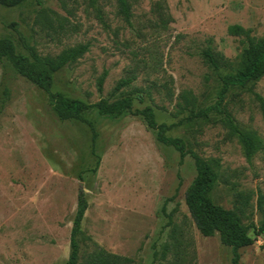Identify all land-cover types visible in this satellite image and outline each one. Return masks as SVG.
Wrapping results in <instances>:
<instances>
[{
  "label": "rangeland",
  "instance_id": "obj_1",
  "mask_svg": "<svg viewBox=\"0 0 264 264\" xmlns=\"http://www.w3.org/2000/svg\"><path fill=\"white\" fill-rule=\"evenodd\" d=\"M130 2L129 23L114 0H98L101 18L86 0L0 6V37L25 55L21 38L51 57L88 44L87 53L53 75L52 92L87 105L130 97L133 111L150 107L157 123L170 127L167 136L214 166L212 201L232 209L236 193L249 196L241 221L257 227L264 218V119L257 98L264 101V76L230 89L220 102V76L230 70H214L201 55L209 49L237 68L247 39L228 28L264 37V0ZM40 9L51 11L52 26L36 21ZM123 79L132 81L115 92ZM184 94L193 106L185 105ZM226 113L261 140L250 160ZM83 118L93 125L94 140L85 122L60 120L48 95L0 60V264H65L80 190L88 202L81 229L110 253L138 264H173L176 254L179 264H232L231 249L217 235L202 237L185 206L196 175L190 156L181 161L157 143L133 113L110 118L90 109ZM249 235L253 244L239 250V264H264V234L250 229Z\"/></svg>",
  "mask_w": 264,
  "mask_h": 264
},
{
  "label": "trees",
  "instance_id": "obj_2",
  "mask_svg": "<svg viewBox=\"0 0 264 264\" xmlns=\"http://www.w3.org/2000/svg\"><path fill=\"white\" fill-rule=\"evenodd\" d=\"M29 0H0V6L4 8H17L28 2ZM62 7L66 3L76 2V0H56ZM88 5L96 11L100 17V10L97 8L98 0H86ZM117 7V14L126 22L132 16L130 0H114ZM47 9H40L36 16V21L40 23L46 22L52 26V18ZM13 26V24L11 25ZM60 28L61 25H59ZM228 33L233 36H244L247 39V48L244 50L238 67L225 59L221 54H214L207 49L202 52L204 63L219 70L225 68L230 70L229 73L220 76L222 84L219 101L222 102L224 95L232 88H244L250 83H255L264 76V37L252 39L249 32L242 27L234 25L228 28ZM21 43L27 52V55L18 53L13 41L8 37H0V60L8 61L16 73L28 82L34 84L43 90L47 95L50 105L60 120L78 119L85 122L92 132L93 140L96 138V131L93 125L83 118V114L90 109H95L100 116L119 118L125 113H133L140 117L148 130L155 133L157 143L169 147L179 154L182 161L186 156L193 159L195 168V178L186 189L184 195L185 206L188 210L190 218L198 231L204 237L218 236L222 245L231 249L232 264H239V250L253 244L254 239L249 235L250 229L253 230L255 236L264 234V218L257 227L254 225H243L241 217L244 210L249 204L250 197L242 193L235 194V203L232 209H225L215 204L210 194L217 182V172L209 161L199 157L195 152L188 151L184 141L180 138L167 136L169 126L166 124H158L154 111L150 107L141 110H132V99L124 97L114 102L102 99L93 105H87L79 100L69 99L59 92H52L53 75L64 68L66 65L76 62L85 53L88 52V44H79L60 52L58 55L40 56L35 47L28 44L26 40L21 38ZM103 77L98 80V89L101 90ZM131 79L120 80L114 91L129 85ZM182 100L186 106H193V99L188 94L182 95ZM264 119V101L257 97ZM225 120L231 131L237 135L239 141L243 145L247 160H250L256 151L262 148L259 138L250 133H244L235 125L233 118L229 114H225ZM261 200H258V207ZM88 208V202L83 190H80L77 196L76 213L70 233V249L68 259L65 264H138L133 259L110 253L95 243L89 236L84 235L81 224ZM170 223V221H169ZM174 232V230H173ZM89 247V252H82L81 248ZM170 245L165 243L161 251V259L165 260L166 253ZM177 247V245H176ZM177 259L173 264H179L181 258L176 254ZM158 253H153V261L157 260ZM179 261V262H178Z\"/></svg>",
  "mask_w": 264,
  "mask_h": 264
}]
</instances>
